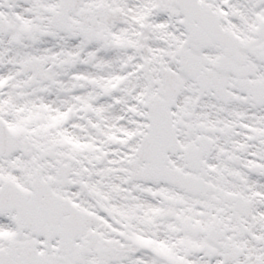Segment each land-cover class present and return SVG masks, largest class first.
I'll use <instances>...</instances> for the list:
<instances>
[{
    "label": "snow or ice",
    "instance_id": "1",
    "mask_svg": "<svg viewBox=\"0 0 264 264\" xmlns=\"http://www.w3.org/2000/svg\"><path fill=\"white\" fill-rule=\"evenodd\" d=\"M0 264H264V0H0Z\"/></svg>",
    "mask_w": 264,
    "mask_h": 264
}]
</instances>
